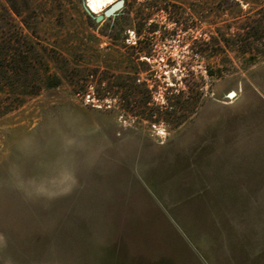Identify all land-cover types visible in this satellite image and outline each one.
<instances>
[{"label": "rangeland", "instance_id": "374dc122", "mask_svg": "<svg viewBox=\"0 0 264 264\" xmlns=\"http://www.w3.org/2000/svg\"><path fill=\"white\" fill-rule=\"evenodd\" d=\"M84 1L0 0V264H264V0Z\"/></svg>", "mask_w": 264, "mask_h": 264}, {"label": "water", "instance_id": "95a60500", "mask_svg": "<svg viewBox=\"0 0 264 264\" xmlns=\"http://www.w3.org/2000/svg\"><path fill=\"white\" fill-rule=\"evenodd\" d=\"M123 6H124V0H118V1L114 2L113 4H111L110 6H108L103 11L102 14L94 15L88 10L87 4H86L85 1H84V4H83V8H84L85 12L89 16H92L96 23H101L105 19H109V18L115 17L118 14V12L123 8Z\"/></svg>", "mask_w": 264, "mask_h": 264}, {"label": "bare ground", "instance_id": "6f19581e", "mask_svg": "<svg viewBox=\"0 0 264 264\" xmlns=\"http://www.w3.org/2000/svg\"><path fill=\"white\" fill-rule=\"evenodd\" d=\"M118 0H85L88 10L94 14L99 15L103 11Z\"/></svg>", "mask_w": 264, "mask_h": 264}]
</instances>
